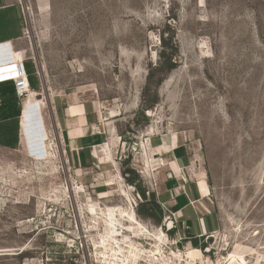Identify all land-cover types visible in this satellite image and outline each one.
<instances>
[{"label": "rangeland", "instance_id": "rangeland-1", "mask_svg": "<svg viewBox=\"0 0 264 264\" xmlns=\"http://www.w3.org/2000/svg\"><path fill=\"white\" fill-rule=\"evenodd\" d=\"M14 1L34 87L18 100L17 139L0 138V264L87 263L74 234L77 209L92 225L91 197L76 193L82 175L50 123V101L65 92H81L111 118L121 169L134 171L141 195L149 138L175 137L221 220L202 243L214 264L238 246L250 249L247 264H264V0ZM20 10H0V32L14 30ZM46 134L53 156L43 162L36 153Z\"/></svg>", "mask_w": 264, "mask_h": 264}, {"label": "crops", "instance_id": "crops-1", "mask_svg": "<svg viewBox=\"0 0 264 264\" xmlns=\"http://www.w3.org/2000/svg\"><path fill=\"white\" fill-rule=\"evenodd\" d=\"M12 8L20 10L14 0H0V10ZM22 20L20 10L19 17L11 23L14 30L7 36L0 32L1 52L9 58V62L3 64L5 66L15 63L18 54L19 59L26 56V50L21 45L23 26L19 30ZM19 31L22 35L18 34ZM27 63L28 59L25 68L29 74L32 94L30 72L34 69ZM5 84L15 91L12 82ZM16 98L19 100L17 95ZM50 109L51 128L57 133L61 145L71 155L76 165L75 172L82 175L78 187L87 190L93 200H105L104 202H109L117 190L125 189V194L128 195L131 194L128 187H134L138 191L137 184L124 183V169H121V162L118 161L120 139L113 132L111 118L103 117L97 102L87 99L81 92H65L50 101ZM22 113L23 109L19 118L21 131ZM41 116L43 118L42 114ZM43 124L44 132L47 133V122L44 118ZM47 140L49 139L45 141ZM176 141L171 135H152L149 138L152 156L148 157V162L154 163L156 168L150 171L146 169L150 182L142 195L148 200L146 192L150 191L149 199L154 197L162 209V224L165 220L166 224L173 222L170 235L184 239L186 246L195 248L197 245L202 246L208 235L221 230V220L213 208L211 190L207 182L194 169V157L186 147L177 145ZM43 149L45 150L44 145ZM110 179H114L116 185H109ZM160 195L165 197L166 202L160 201ZM137 216L141 218L138 213Z\"/></svg>", "mask_w": 264, "mask_h": 264}, {"label": "built area", "instance_id": "built-area-1", "mask_svg": "<svg viewBox=\"0 0 264 264\" xmlns=\"http://www.w3.org/2000/svg\"><path fill=\"white\" fill-rule=\"evenodd\" d=\"M0 45H2V43H0ZM26 60L27 57L24 56L23 58H20L19 61H15V63L9 64L8 67L10 68L6 72V77H3L4 79L6 78L8 80L2 82H12L15 87L16 95L21 101L28 99L31 94L29 74L25 68ZM128 190H130L131 194L127 195L125 194L124 190H119L120 194H114L109 202H94L92 198H90V200H92L94 204L99 206V209L108 210L109 208H114L117 211L119 209H126L135 211L136 213L139 204L143 202L142 195L137 192L134 187H128ZM150 193V191H147L148 196L150 195ZM116 197L119 198L117 199ZM77 210L78 221L76 222V229L74 234L75 242L80 246L83 254L85 255L87 261L86 264H188L187 251L192 248H189L184 244V239L180 237H172L170 235V230H167L166 228L167 220H165L162 225L156 226L141 219L139 216H137L136 213L138 222L149 233L147 231L144 232L145 234L142 237H135V234L131 233L133 243H135L136 247H138L143 252H140V257L138 259H134L130 255L131 251L129 242L121 243V245H115L114 250L110 247H96L94 241H99L101 239L100 233L103 232V228H100V231H93L90 227L87 228V226L82 225L81 218L83 217V213L80 212L79 209ZM124 222L126 223L128 221ZM159 232L166 234L168 243L160 245L156 240H154V238H145V236H153L154 234ZM217 233H211L206 238H213ZM118 237L122 238L121 235H119ZM119 246L123 247V251L121 254L115 256V252L120 249ZM157 247H159L160 252L157 251V253L153 255L152 251ZM197 249H199V251L202 253L204 260L198 261V263L196 264H214L212 254L215 255V250L212 247L202 245ZM212 251H214V253ZM180 255L185 257L180 258Z\"/></svg>", "mask_w": 264, "mask_h": 264}, {"label": "bare ground", "instance_id": "bare-ground-1", "mask_svg": "<svg viewBox=\"0 0 264 264\" xmlns=\"http://www.w3.org/2000/svg\"><path fill=\"white\" fill-rule=\"evenodd\" d=\"M40 8H42V7H40ZM47 11H48V9H47ZM5 55L6 54H4L3 51L1 52V48H0V83L8 80L6 78L5 79L3 78V77H6V72L9 70L8 66L3 65L5 63L9 62V58L6 57ZM18 57H20L19 54L17 55V60H15V61H19ZM150 135H152V134L150 133ZM46 139H48L47 134L43 138V141H44L43 144H39V146H38L39 148H38V151L36 154L42 156V158L38 161L44 160L43 162H45V160H49V158L51 159V157L53 156V152H52L53 150L50 149V142L48 143V140L45 141ZM43 145H44L45 150L43 149ZM53 163H55V161ZM39 166H40V164H39ZM154 167H156L155 164L148 162V166H147L148 171H150V169L151 168L153 169ZM52 170H53V168H52ZM114 181L115 180H112V179L109 180L108 181L109 185H116V183ZM66 189H65V191H67V193L69 194L70 189L69 188H66ZM84 192H85V190L83 188H80V187L76 188V193L81 194ZM68 197L70 198L71 196L68 195ZM87 206H88L87 213L89 214V217L92 221V225H87V228L90 227L91 230H93V231L94 230L98 231V230H100V228H103V232L100 233L101 239L99 241H94L95 246L96 247L101 246L103 248L110 247V248H113V250H114L115 245H121V243L129 242L131 257L134 259L135 258L138 259L140 257V252L141 253H143V252L138 247H136L135 243H133V240L131 238V233L135 234V237H142L145 234L144 232H146L147 230L144 229L143 226L138 222L135 211L126 210V209H119L117 211L114 208H109L108 210L99 209V206L94 204L92 200H90V202L88 203ZM124 221H128V222L125 223ZM119 235H121L122 238H119L118 237ZM145 238H149V239L154 238V240H156L158 242V244H160V245L168 243V240H167L168 238H167L166 234L161 233V232L156 233L153 236L152 235L145 236ZM119 248L120 249L115 252V256L122 253L123 247L119 246ZM157 251L160 252L159 247H157L155 250L152 251L153 255H155L157 253ZM248 252H250L249 248L243 247V246H238V247H236V249L232 253H229L227 255V257L224 258L226 260L225 262L227 264H247V258H246L247 255L246 254ZM179 257L181 258V257H185V256L180 255ZM203 260L204 259H203L202 253L199 251V249H197V247L189 249L187 251V263L188 264H196V263H198V261H203Z\"/></svg>", "mask_w": 264, "mask_h": 264}, {"label": "trees", "instance_id": "trees-1", "mask_svg": "<svg viewBox=\"0 0 264 264\" xmlns=\"http://www.w3.org/2000/svg\"><path fill=\"white\" fill-rule=\"evenodd\" d=\"M30 82L33 88L34 82L32 81V78H30ZM3 84L1 85L3 86ZM1 92L2 95L0 97V100L2 101V103L0 104V115L2 120L0 122V138H6L11 133L13 134V136L15 135L16 138L19 133V118L21 116V106L12 87L10 88L9 86H7V84H5L2 87ZM10 123H14V129L8 128ZM123 174L126 178H128L127 180L130 183L136 184L137 177L135 176L134 171L127 169L123 172ZM137 187L138 189L143 191L139 185H137ZM137 213L144 218L153 219L158 223H161L162 221V209L158 205L154 197H152L149 202L139 205Z\"/></svg>", "mask_w": 264, "mask_h": 264}, {"label": "water", "instance_id": "water-1", "mask_svg": "<svg viewBox=\"0 0 264 264\" xmlns=\"http://www.w3.org/2000/svg\"><path fill=\"white\" fill-rule=\"evenodd\" d=\"M173 225V222H168L167 224H166V228H167V230H171L172 229V226Z\"/></svg>", "mask_w": 264, "mask_h": 264}]
</instances>
